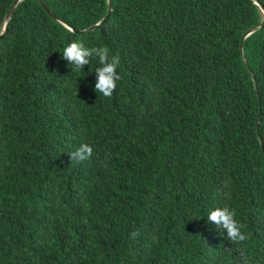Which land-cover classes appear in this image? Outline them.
<instances>
[{"label": "trees", "instance_id": "trees-1", "mask_svg": "<svg viewBox=\"0 0 264 264\" xmlns=\"http://www.w3.org/2000/svg\"><path fill=\"white\" fill-rule=\"evenodd\" d=\"M107 1L44 0L73 32L24 0L0 39V264H264L263 13L111 0L79 32ZM77 40L119 55L111 97L62 59ZM225 206L239 245L207 220Z\"/></svg>", "mask_w": 264, "mask_h": 264}, {"label": "clouds", "instance_id": "clouds-1", "mask_svg": "<svg viewBox=\"0 0 264 264\" xmlns=\"http://www.w3.org/2000/svg\"><path fill=\"white\" fill-rule=\"evenodd\" d=\"M62 59L67 61L73 70H83L86 65H90L92 58H96L99 63L94 71L96 81L94 91L102 94L104 97H111L115 88L116 82L120 80L117 74V67L120 64L119 55H109V50L106 47H85L84 43L77 40L67 44L62 50ZM93 148L82 143L76 151L69 154L71 160L85 161L92 157ZM236 213L230 210L227 206L223 208H215L210 210L207 215V220L213 223L221 234L227 237L231 244L239 245L248 239V236L242 232L243 225L235 219ZM132 238L135 239L139 233L133 232ZM240 252L242 264H250L249 258L244 251L237 249Z\"/></svg>", "mask_w": 264, "mask_h": 264}, {"label": "water", "instance_id": "water-1", "mask_svg": "<svg viewBox=\"0 0 264 264\" xmlns=\"http://www.w3.org/2000/svg\"><path fill=\"white\" fill-rule=\"evenodd\" d=\"M23 1H24V0H16V1L13 3V5L10 6V8H9V10H8V12H7L5 18H4V21H3L2 27H1V29H0V39L3 38L4 35H6V34L8 33V25H9L10 20H12L13 12H14L15 9L17 8V6H18L20 3H22ZM38 1L41 3L42 7L45 9V11H46V12H47L52 18H54L56 21L60 22L61 24H63L65 27H67L68 29L72 30L73 32H77L76 30L71 29L69 26H67V24L64 23L63 21H61L59 18H57V17H56V16H55V15L49 10V8L46 6L44 0H38ZM253 1H254V3L259 7V9L261 10V12H262L263 15H264V9H263L262 5H261L260 3H258L257 0H253ZM110 3H111V0H108V1H107V7H108V9H107V13H106L105 17H103V18L99 21V23L93 25L92 27H90V28H88V29H86V30L79 31V32H87V31L93 30V28H95L98 24L102 23V22H103V21H104L109 15H110V13H111V6H110ZM263 21H264V17H263L261 23H259V25H258L257 27H260V26L262 25ZM252 31H253V30H250V31L247 33V35H250V34L252 33ZM246 67H247V69H249L247 63H246ZM253 80H254V78H253Z\"/></svg>", "mask_w": 264, "mask_h": 264}]
</instances>
